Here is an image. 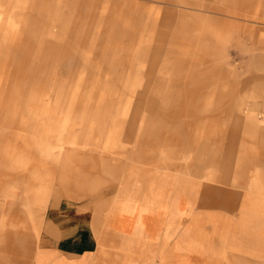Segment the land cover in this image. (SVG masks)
Listing matches in <instances>:
<instances>
[{"label":"rangeland","instance_id":"obj_1","mask_svg":"<svg viewBox=\"0 0 264 264\" xmlns=\"http://www.w3.org/2000/svg\"><path fill=\"white\" fill-rule=\"evenodd\" d=\"M64 151L136 194L186 177L203 205L207 183L264 201V0H0V247L37 245L48 168L47 207L93 194L61 188Z\"/></svg>","mask_w":264,"mask_h":264},{"label":"crops","instance_id":"obj_2","mask_svg":"<svg viewBox=\"0 0 264 264\" xmlns=\"http://www.w3.org/2000/svg\"><path fill=\"white\" fill-rule=\"evenodd\" d=\"M69 153L61 152L58 157L63 168L61 188L72 192L88 184V195L93 194L82 201L54 200L47 207L54 181L53 169L48 168L47 212L37 245L31 236L15 238L14 248L0 247L6 263L10 254L18 264L21 252L28 250L29 263L23 264H228V257L244 258L230 264H248L249 260L255 261L249 264H264V201L256 195L207 183L203 190L208 199L203 205L198 200L197 181L186 177L193 184H174L162 190L147 186L136 194V185L129 183L127 175L122 178L118 163L111 170L120 172V180L104 169L117 189L99 191L113 183L91 182L81 174L71 177L67 173ZM108 164L103 162L102 168ZM20 202L17 206L21 208ZM135 204L145 211L140 218ZM156 207L152 216L146 214ZM40 217L33 219L39 223ZM20 218L16 217V223ZM136 225L145 228L136 233L140 230ZM15 234L22 232L17 229Z\"/></svg>","mask_w":264,"mask_h":264},{"label":"bare ground","instance_id":"obj_3","mask_svg":"<svg viewBox=\"0 0 264 264\" xmlns=\"http://www.w3.org/2000/svg\"><path fill=\"white\" fill-rule=\"evenodd\" d=\"M258 244V243H257Z\"/></svg>","mask_w":264,"mask_h":264}]
</instances>
